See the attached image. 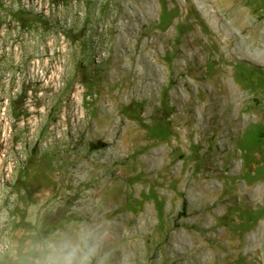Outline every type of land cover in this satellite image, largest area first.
<instances>
[{"label":"rangeland","instance_id":"obj_1","mask_svg":"<svg viewBox=\"0 0 264 264\" xmlns=\"http://www.w3.org/2000/svg\"><path fill=\"white\" fill-rule=\"evenodd\" d=\"M107 1L106 5H100L103 0H0V264H24L31 244L43 237L64 236L73 229L89 230L100 197L89 202L87 196L94 190L107 191L109 186L101 188L105 178H114L115 183L129 186L136 195L142 184L136 173L142 170L154 175L160 167L164 148L168 158L175 160L166 166L165 156V188L157 185L156 188L161 189L160 196L149 197L138 207L143 214L151 213L152 226L146 236L134 233L142 235L136 253L128 242L121 243L119 263L204 264L205 257L210 255L206 248L190 257L198 238L205 234L217 236L230 222L241 219L245 221L246 239L240 250L243 261L240 264H250L252 256L264 255V47L246 44L242 39L250 33L223 16V32L238 37L234 43L236 65L229 84L237 87L239 100L245 99L246 106L251 107L241 133L233 138L236 152L230 153L231 159L223 166L221 159L229 153L222 149L214 151L215 146L207 150L206 143L195 142L188 147L179 144L177 150L170 151V143L175 141L170 129L176 127L173 117L179 107V92L184 98L188 96L176 68V63H185L179 49L188 33L180 28L182 25L177 23L176 15L163 10L160 0H121L125 11L134 8L135 14L147 24L160 21L166 30L172 31L173 37L169 38V44L166 37L159 39V60L152 53L157 62L147 71L145 82L149 83L148 88L154 83L161 86L155 100H148L150 89L146 93L135 91L124 97L111 117L117 123L122 121V125L116 123L120 125L117 141L121 132L133 125L145 131L154 145L148 152L116 153L104 142L110 136L93 134L87 129L89 118L106 116L95 114L94 102L87 99L103 84L112 62L104 60L103 47L107 39L99 30L100 20L104 18L91 22L85 17L108 14L114 0ZM245 7L252 8L253 22L264 24V0H247ZM130 19L124 15L121 21ZM133 21L135 28H143L135 19ZM129 27L125 30L119 24L120 31L134 37L131 41L117 33L119 43L121 40L124 44L121 43L120 52L143 47V44L138 45V31ZM124 65L131 66L127 54ZM137 67L141 68L142 64L138 63ZM231 109L234 110L232 104ZM231 113L234 116L235 111ZM78 116L87 120L83 123L77 120L76 124H80L75 125L77 129L70 128V122ZM149 152L154 156L144 162L142 158ZM140 161L144 163L142 169ZM208 164L216 165L209 172L218 182L223 176L234 174L230 185L237 183V187L223 192L224 196L215 200L194 193L186 182L191 184L192 177L179 181L178 188L176 185L168 187L167 182L174 184L176 167L187 175L203 171ZM220 200H224L223 203ZM238 203H243V207L231 206ZM131 211L126 207L119 213L125 217ZM141 217L139 213L133 224L146 222L147 217ZM256 223L257 228L253 229ZM210 224H215V229H211ZM117 233L115 236H121ZM178 233L184 238L180 251L169 250ZM248 236L254 237V243L246 242ZM129 250L133 251L132 258Z\"/></svg>","mask_w":264,"mask_h":264},{"label":"bare ground","instance_id":"obj_2","mask_svg":"<svg viewBox=\"0 0 264 264\" xmlns=\"http://www.w3.org/2000/svg\"><path fill=\"white\" fill-rule=\"evenodd\" d=\"M246 1L247 0H160L163 10H167L170 13H173V15H176L177 23L182 25H180V28L188 33V35L185 34L187 36L184 37L183 44L179 49L180 56L184 59L185 63H176L178 73L186 86L185 88L188 90V96L187 98H184L181 91L179 92V107L177 113L173 117L176 127L172 126L170 129L172 135H174L175 141H170V151L177 150L179 144L188 147V144H194L195 142H198L199 144L206 143L204 147L206 146L207 150L209 147L215 146L213 149L214 151L222 149L229 153L221 159L220 165L223 166L231 159L230 153L236 152L234 149L236 142L233 141V138L238 137L241 133V127L243 122L247 121L249 118L248 111H251V107L246 106L245 99L239 100L237 87L230 86L229 84L228 79L233 75L236 65L234 63L236 53L234 43L238 40V37L235 34L231 35L223 32L222 20L223 16L226 15L232 23L237 24L242 30L249 32V36L242 39L246 44L255 48L260 45L264 47V24L253 22V10L251 7H245ZM104 3H108V1L103 0L100 5H106ZM92 6H94V4ZM123 8L121 0H114L109 7L108 14L103 16L98 15L96 18H93V16L85 17L91 22L93 20H100V17L104 18L103 20H100V25L102 27L99 29L100 32H104L107 39L103 47L106 50V54L103 53L105 54L104 60H110L112 62L111 68L107 69L108 73L103 79V84L96 89V94L87 99V102H94L93 109L95 114L100 113L106 116L102 117L100 115L99 117L93 116V119L89 118L90 122H87L89 128L87 129H90L93 134H103L106 137L110 136L108 139L104 140V142L111 146L116 153L120 151V154H127L132 150L148 152V148L154 144L147 139L145 135L146 133H144L145 131L143 132L138 126L126 125L130 128H128L127 131H125V128L121 132L122 134L120 133L121 135L118 138L119 141H117L116 136L120 130V125L117 124H121L122 121L119 120L117 123L113 120V118H111L112 112H114V109L117 108L118 104H122L124 97L134 94L135 91H144L146 93L147 90L149 91L150 89L151 93L148 100L156 98L157 94L160 92L158 90L161 86H158V88L154 83L151 88H148L149 83L145 82L147 71L149 68H153L152 66H155L157 60H159L160 54L158 48L160 45L158 41L161 39L163 40V38L166 37V42L169 44V38L173 37V35L172 31L166 30L167 28L165 29L160 21L157 22V20H154L147 24L142 17L135 14L134 8L131 7L133 11H125V8ZM120 12H124L122 16H119ZM124 15L131 19L128 22L125 20L121 21V19L124 18ZM134 19L143 26L141 30L135 28ZM119 24L123 26L125 30L130 26L134 29L133 31H138V35L136 36L139 41L138 45L143 44V47L141 46V48H139L138 46L136 50H133L130 47L126 53L120 52V45L122 42L120 40L119 43L116 37L117 33L121 36L125 35L126 39H130L131 41H133L134 37L133 34L126 35V33L120 31ZM122 45L124 44L122 43ZM154 48H157V50H154ZM152 53L157 57V60L153 59L154 57H152ZM55 54L56 52H54L53 55ZM126 54L130 59V67L124 65ZM53 55L52 57H54ZM194 60L195 63L193 62ZM138 63L142 64L141 68L137 67ZM117 84L119 85L118 88L116 87ZM88 92H90V90ZM152 103L154 102L152 101ZM231 104L234 105V110H232L233 108L231 109ZM231 111H235L234 116ZM77 120L80 121V123H83L87 118H80L79 116L75 117V120L70 122V128L77 129L75 125H80L76 124ZM219 139L222 142L221 144L218 143ZM226 143H228V145ZM157 148L159 149V147ZM162 152L164 153L160 167L152 176L141 170L144 163L140 161L141 171L136 173V176L141 178L142 184L137 189L136 195L129 186L123 187L121 184H117V182L115 183L114 178H105L102 180L101 188L109 186L108 190L104 191V193L99 190H94L87 196L89 202H94L93 200H95V197L97 196H99L101 200H99V203L97 200L96 206H98V210L95 212L93 224L89 225V231L98 237L102 233V237L100 236V244L102 252L105 251V253H107L105 258L107 263L121 264L119 263V259L121 258L119 248L123 244L122 242H128L131 250L135 252L138 248H136V246H138L137 242L139 241V238H141L142 235H148L147 229L153 223L151 213L149 212L146 214L145 212L143 214L138 211V207L143 204L147 198L160 196L159 190L161 189L156 188L157 185L165 188V156L168 159V164L166 163V166L171 165L175 160H170L168 158V152L165 151V148ZM151 155L152 154L149 152L142 158V160L147 162L148 157L151 158L154 156ZM135 167L138 166L135 165ZM181 168L182 167L180 166V169ZM212 168H216V165L208 164L203 171L198 170V172L183 175V173L178 170L179 167H176L175 173L177 174L176 178L174 177V184L167 182L168 187L176 185L178 188L180 186L179 181L183 178L189 179V177H192L193 182L191 184L189 181L186 182H188L193 188L194 193L199 195L201 193L206 198L214 197V200L216 197L224 196L223 192L228 191L230 188L237 187V183L230 185V180L235 178L234 174L229 173L228 175L223 176L222 181L218 182V180H216L209 172ZM262 189L264 192V188ZM243 197L244 195L242 198ZM129 198H131L130 201ZM242 200L244 201V198ZM223 201L224 200H220L219 202L223 203ZM231 206L243 207V203ZM126 207L131 208L132 211L129 216L124 217V214L122 215L119 212L124 211ZM139 213L140 216L143 217L144 215L147 217L146 222L133 224L135 219L139 216ZM216 216L219 215L217 214ZM244 223V220L236 219L234 222H230V225L228 223L229 226L223 228L217 236H205L206 234L203 235V237L200 236L197 243L195 241L196 244L193 242L195 246L192 244L194 247L191 249L190 257L195 255L194 252L206 248L210 251V255L205 257L206 263L204 264H240V262H243L240 260L242 258L240 256V250L246 239L245 231L243 230ZM257 224L258 223L255 224L253 229L257 228ZM230 226L231 228L229 229L228 227ZM209 227L215 229L216 225L210 224ZM93 229H96V231ZM80 231L81 229L78 231L73 229L69 230L64 235H75ZM116 232L120 233L121 236H115ZM135 232L141 233L142 235H136L134 234ZM252 237L253 236L249 237L246 242L249 244L252 243L254 240V237ZM183 239L182 234H176L172 239L173 242L171 241L172 243H170L169 246L167 245L169 250L180 251L179 249L182 246ZM131 250H129L128 253L130 257H133V251ZM207 250H205L206 253L208 252ZM254 252H256V250ZM169 254L171 255L172 253ZM186 255L189 256V254ZM248 255H250V253ZM250 262V264H264V255L252 256ZM194 263H197V261L195 260Z\"/></svg>","mask_w":264,"mask_h":264},{"label":"clouds","instance_id":"obj_3","mask_svg":"<svg viewBox=\"0 0 264 264\" xmlns=\"http://www.w3.org/2000/svg\"><path fill=\"white\" fill-rule=\"evenodd\" d=\"M106 255L100 238L83 229L75 235H49L33 242L24 264H106Z\"/></svg>","mask_w":264,"mask_h":264}]
</instances>
